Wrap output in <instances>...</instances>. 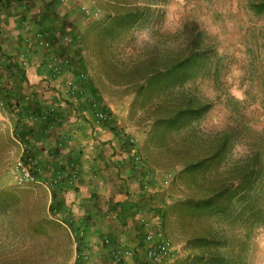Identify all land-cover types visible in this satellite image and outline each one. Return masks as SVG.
I'll use <instances>...</instances> for the list:
<instances>
[{"label": "rangeland", "instance_id": "obj_1", "mask_svg": "<svg viewBox=\"0 0 264 264\" xmlns=\"http://www.w3.org/2000/svg\"><path fill=\"white\" fill-rule=\"evenodd\" d=\"M23 2L31 38L42 30L31 26L40 18L31 5L40 4ZM50 2L79 31L86 66L78 79L67 64L61 75L76 78L85 94L93 89L133 163L138 156L154 175L148 218L159 215L179 250L170 264H264V0ZM22 4L0 0V14ZM11 24L10 16L0 18V264H114L102 239L115 242L112 226L122 241L127 224L107 214L104 228L87 231L72 221L51 185L62 179L57 157L37 141L26 147L18 140V125L32 122L24 108L29 98L39 94L51 110V102L68 106L71 97L62 90L66 80L57 85L53 66L31 83L25 54L10 50ZM29 51L28 65L54 53ZM224 143L221 157L185 171ZM21 161L31 170L28 181L16 178ZM222 188L221 214L178 207ZM202 237L207 244L194 242Z\"/></svg>", "mask_w": 264, "mask_h": 264}, {"label": "crops", "instance_id": "obj_2", "mask_svg": "<svg viewBox=\"0 0 264 264\" xmlns=\"http://www.w3.org/2000/svg\"><path fill=\"white\" fill-rule=\"evenodd\" d=\"M38 1L39 7L36 6L32 9L33 5H30L31 12L34 14L32 15L39 17L40 12L48 10L47 4L51 8V0ZM22 3L21 9L17 7L13 10L10 7V11L6 14L1 13L0 18L10 16L12 23L10 29L14 33V42L10 44V50L15 54L18 51L25 54L22 56V60L25 62L23 64L27 65L26 70L30 75L29 79L32 84H38L44 78L46 79V73L43 69L51 66L52 60L46 58L40 63L32 61L29 63L30 65L26 62V60L31 59L29 50L46 48L39 45L38 34H42L43 38L47 39L41 31L37 32L34 37H29L27 34L29 26H26L27 16L24 12L27 6L23 0ZM33 24H31L32 27H39L35 21ZM47 41L51 43V47L54 49L53 43L50 40ZM12 53L10 55H14ZM62 62H64L62 65H66L67 61L62 60ZM65 67L69 68L68 64ZM63 70L61 69V72ZM61 72L55 76L57 85H59L58 81L66 85L64 80L68 82L69 77L62 76ZM71 79L76 81V78ZM66 87L68 89L63 87L62 90L65 97H71V99L68 98L71 104L64 106L65 104L60 101L51 102L52 105H55L51 109L55 120L50 123L48 129L42 131L44 136L37 141V143L45 146L46 151L57 157L55 160L56 169L54 170L62 175V179H55L54 183L51 180V185L59 193L65 207H68L72 221L84 225L87 231L91 228L102 229L104 224L106 225L104 222L106 215L111 214L114 221L117 217L121 222L127 224L125 229L128 228V230L123 234L124 238L121 240L130 246L137 247L138 238L136 236L140 227L134 220L135 214L122 219L117 204L133 202L134 207L136 204H148V199L141 191L144 170L140 169V171L134 168L131 152L124 147V134L108 122L99 123L96 120V111L104 110V107L95 100V95L91 92L85 94L79 89H75L73 93L68 83ZM56 94L58 92L51 97L56 96ZM33 97L41 102L39 94H35ZM41 103L45 108L47 107L43 104L44 102ZM45 136L47 140L43 139ZM49 136H51L50 140L47 138ZM45 149L42 152L44 154L46 153ZM117 178L120 180L117 181ZM109 232L116 242L115 238L118 237L115 235V228L109 227ZM139 261L144 263L142 258Z\"/></svg>", "mask_w": 264, "mask_h": 264}, {"label": "trees", "instance_id": "obj_3", "mask_svg": "<svg viewBox=\"0 0 264 264\" xmlns=\"http://www.w3.org/2000/svg\"><path fill=\"white\" fill-rule=\"evenodd\" d=\"M48 10L40 12L39 19H37L38 26L42 29L41 32L46 34V39L50 40L54 47V54L61 60L67 61L71 73L77 79L83 76L86 71V66L81 51V36L76 27L67 24V20L53 11V9L46 5ZM45 7V8H46ZM1 49V47H0ZM193 59V55L190 56ZM7 59H11L7 56ZM15 64V63H14ZM20 68H18L19 70ZM22 72V71H21ZM92 93H93V89ZM94 94V93H93ZM95 95V94H94ZM28 116L31 117L32 122L23 121L18 125L17 137L18 140L25 145L26 147L33 143V141H38L44 136L42 131L48 129L50 123L55 120L54 113L50 109H46L40 100H37L35 97L29 98L27 101L26 107H24ZM226 143L218 147L212 155H209L203 158L201 161L192 164L186 168L187 173H193L195 170H198L205 166L208 163L213 162L217 157L225 152ZM57 193L55 192V195ZM227 194L224 188L218 190L216 193L211 194L208 198L200 199H191L186 202H181L178 204V207L186 205L187 207H194V209L199 212L203 211V214H221L224 211V208L221 203V199ZM62 201V199H61ZM63 202V201H62ZM129 204H117L120 208V217L126 219L128 216H132L136 213L137 208L141 204H136L134 207L133 202H128ZM184 216V214H182ZM194 242L208 243L207 237L195 238Z\"/></svg>", "mask_w": 264, "mask_h": 264}, {"label": "built area", "instance_id": "obj_4", "mask_svg": "<svg viewBox=\"0 0 264 264\" xmlns=\"http://www.w3.org/2000/svg\"><path fill=\"white\" fill-rule=\"evenodd\" d=\"M39 45L41 47L50 48L51 43L45 40L42 34H38ZM51 57L53 71L60 73L62 69V62L54 53ZM73 93L76 86L74 81L70 78L67 82ZM96 120L101 122H108L109 116L104 110L96 111ZM144 164L140 161L138 156L134 160V168L140 170L144 169V176L141 182V191L144 196L149 200L146 205H139L135 213L136 223L139 224V231L137 234L138 244L137 247L130 246L124 240L120 242H114L109 236L103 237V243L107 247V251L111 256L114 264H142L138 257L144 260L143 264H170L175 261L179 256V250L174 242L166 235L162 228L161 221H159V215H154L152 219L148 218L149 203L153 200L157 189L153 185L154 175L148 168H144ZM16 178L19 181H28L32 179V173L30 168L23 161L19 162L15 168ZM145 180V181H144ZM151 210V209H150ZM154 214V211L152 209ZM153 216V215H152ZM83 233V232H82ZM81 256L78 255V259Z\"/></svg>", "mask_w": 264, "mask_h": 264}]
</instances>
